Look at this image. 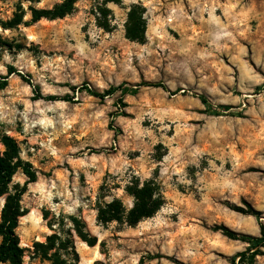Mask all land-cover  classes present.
I'll list each match as a JSON object with an SVG mask.
<instances>
[{"label":"rangeland","instance_id":"374dc122","mask_svg":"<svg viewBox=\"0 0 264 264\" xmlns=\"http://www.w3.org/2000/svg\"><path fill=\"white\" fill-rule=\"evenodd\" d=\"M60 1L0 0V140L12 138L37 170L20 200L21 264H230L249 244L220 227L258 236L264 224V0H77L63 18L31 20L32 9ZM133 4L144 8L143 43L125 36ZM100 7L109 30L97 24ZM19 74L43 95L74 101L35 100ZM142 81L169 91L141 86L99 98L82 87ZM192 93L230 109L213 115ZM148 178L165 198L152 217L135 226L97 221L99 201L130 207L125 186ZM25 181L17 171L9 192Z\"/></svg>","mask_w":264,"mask_h":264},{"label":"trees","instance_id":"16d2710c","mask_svg":"<svg viewBox=\"0 0 264 264\" xmlns=\"http://www.w3.org/2000/svg\"><path fill=\"white\" fill-rule=\"evenodd\" d=\"M120 0H106V2L119 3ZM77 0H61L55 4L52 8L46 9H32L31 20L33 22L42 18L57 19L63 18L67 14L72 13ZM100 16L96 17V21L99 27L109 30L110 24L107 19L108 9L98 8ZM125 36L131 41L143 43L146 38V19L144 17V8L139 4H133L127 12L126 21L124 23ZM10 72H14L13 68H10ZM20 77L33 87L34 99L43 98L49 101L64 100L73 102V98L68 94L63 96L48 94L43 95L37 85L33 84L29 74H19ZM7 84V76H0V89ZM141 86L160 87L165 91H169L166 84L163 82H150L142 81L137 84H127L122 82L118 85H111L103 92L96 90L95 88L83 83V88L87 92L95 97L103 98L115 91H120L122 95L135 94ZM72 89L75 86H71ZM180 89L171 93H176ZM185 92V91H183ZM197 97L201 103L207 106L208 111L213 115H222L230 106L223 104H214L204 94L192 93ZM120 107H125L127 104L123 101V98L118 100ZM228 114L234 116H240L241 112H232L229 110ZM117 115H126L124 110H119ZM4 146V150L0 152V196H5L4 204L1 209L0 215V262L8 264H21L23 257V250L19 246V240L16 234V227L18 226L19 217L24 214L21 210L20 200L21 196L26 190L27 184L35 182L37 180V170L33 165L24 159H22L17 153V145L15 141L8 137L3 136L0 140ZM21 171L26 176V181L21 188H16L14 193L9 192L8 185L17 171ZM125 192L133 199L132 205L126 207L122 200L118 197H113L111 200L99 201L96 205V219L100 224L106 225L111 222H117L128 226H135L141 220L152 217L163 205L164 196L160 189V185L153 178H148L143 181L139 179L131 180L124 188ZM257 214V212H253ZM75 226H77V232L79 235L87 241L90 246L96 243L95 238H86L81 233L78 227V220L74 219ZM222 233L230 239L241 240L248 243V248L243 251H239L230 257V264H251L255 261L257 255H264V251L257 250L249 252L254 247H264V224L259 221L258 236L238 233L229 229L226 226L220 227ZM147 259L157 258V255L149 254Z\"/></svg>","mask_w":264,"mask_h":264},{"label":"bare ground","instance_id":"6f19581e","mask_svg":"<svg viewBox=\"0 0 264 264\" xmlns=\"http://www.w3.org/2000/svg\"><path fill=\"white\" fill-rule=\"evenodd\" d=\"M2 200V199H1Z\"/></svg>","mask_w":264,"mask_h":264}]
</instances>
